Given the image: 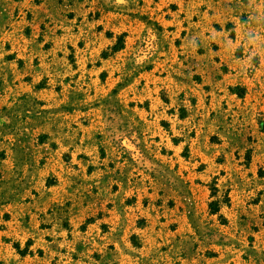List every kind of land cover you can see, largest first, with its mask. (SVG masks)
<instances>
[{"label":"rangeland","instance_id":"rangeland-1","mask_svg":"<svg viewBox=\"0 0 264 264\" xmlns=\"http://www.w3.org/2000/svg\"><path fill=\"white\" fill-rule=\"evenodd\" d=\"M0 264H264V0H0Z\"/></svg>","mask_w":264,"mask_h":264}]
</instances>
